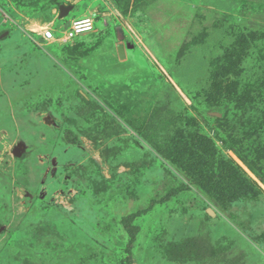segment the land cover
Returning <instances> with one entry per match:
<instances>
[{"label":"rangeland","instance_id":"1","mask_svg":"<svg viewBox=\"0 0 264 264\" xmlns=\"http://www.w3.org/2000/svg\"><path fill=\"white\" fill-rule=\"evenodd\" d=\"M248 31L264 0H0V264H264V103L213 82ZM212 155L260 191L215 184Z\"/></svg>","mask_w":264,"mask_h":264},{"label":"trees","instance_id":"2","mask_svg":"<svg viewBox=\"0 0 264 264\" xmlns=\"http://www.w3.org/2000/svg\"><path fill=\"white\" fill-rule=\"evenodd\" d=\"M238 39L240 41V45L238 47H234L233 51L239 53V50H241L240 52L242 54L245 53V50L248 48L247 44L249 43L250 40L258 41V43H256L258 45V52H257L258 56L256 59L258 64V74H255L256 76L255 80L252 79V81L249 80L245 81L243 79L245 71L241 68L242 67L241 64L244 63L245 60L244 58L246 56H242L241 54V56H239V59H235V60H233L232 55L225 56L222 59L223 62L225 63V66L229 64L228 66L230 67L232 66L236 68L238 67L237 69L239 70H237L236 73H233L231 71L227 72V76L225 78L223 79L217 78V80L213 82H216V86L218 85V83L220 84L219 87L221 89L216 92L220 96L219 101L223 103V105L227 104V102L232 103V101H234L237 104L236 107L240 108L241 112L243 113L244 109H246L247 106H251V105L253 106L259 103H264V33L257 34V33L249 32L247 34L241 35ZM253 107L254 109L256 108L255 106ZM262 123L263 121L261 118L254 125V129L255 130L256 128L260 129L263 125ZM180 157L185 158L184 156H180ZM215 157L216 155L207 157V162L214 163L213 166H216L218 171H222L223 174L222 175L223 178L220 181H217L215 184L219 185L220 183L227 182L225 189L230 194L235 193V190L238 189H241L240 192H244L245 195L254 194L260 191L259 187L248 177L246 173H244V171L239 166L234 164V162L231 159H225V161H223V160H217ZM187 159L192 160L190 161V166L188 167V169L190 170V174L194 176L198 173L197 171L201 170L200 168L201 164L193 162V159H195L194 156H191ZM216 177H220V176H216ZM224 177L226 178V180H223ZM211 179L212 176L208 177V180L212 184H214ZM214 187L215 190L208 189L207 192L211 193L212 195L213 194L216 195L219 194L222 190H224V188L219 189L217 185H215Z\"/></svg>","mask_w":264,"mask_h":264},{"label":"built area","instance_id":"3","mask_svg":"<svg viewBox=\"0 0 264 264\" xmlns=\"http://www.w3.org/2000/svg\"><path fill=\"white\" fill-rule=\"evenodd\" d=\"M42 37L47 42L52 41H64L69 42L74 39L90 34L95 31V20L92 17H84L82 19L73 20L69 30L67 32L59 31L57 32L54 28H46L43 30Z\"/></svg>","mask_w":264,"mask_h":264},{"label":"water","instance_id":"4","mask_svg":"<svg viewBox=\"0 0 264 264\" xmlns=\"http://www.w3.org/2000/svg\"><path fill=\"white\" fill-rule=\"evenodd\" d=\"M71 9H72L71 7L61 6L60 10H61L62 16H65Z\"/></svg>","mask_w":264,"mask_h":264}]
</instances>
